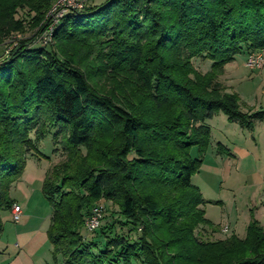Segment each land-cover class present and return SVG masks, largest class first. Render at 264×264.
Listing matches in <instances>:
<instances>
[{"label":"trees","instance_id":"16d2710c","mask_svg":"<svg viewBox=\"0 0 264 264\" xmlns=\"http://www.w3.org/2000/svg\"><path fill=\"white\" fill-rule=\"evenodd\" d=\"M54 1L0 0V48ZM15 41L0 59V214L27 160L44 157L54 262L264 264L254 217L243 237L202 239L216 228L192 183L207 120L222 113L246 130L264 121L219 79L236 56L264 50V0H104L63 14L45 46ZM49 133L45 157L37 147ZM105 202L118 216L87 237L84 217Z\"/></svg>","mask_w":264,"mask_h":264},{"label":"rangeland","instance_id":"374dc122","mask_svg":"<svg viewBox=\"0 0 264 264\" xmlns=\"http://www.w3.org/2000/svg\"><path fill=\"white\" fill-rule=\"evenodd\" d=\"M103 1L87 0L85 3L100 4ZM56 2L57 0L52 3L37 27H27L23 34H14L7 40L6 44L0 48V51L3 52L0 59L7 56V52L16 44L15 40L17 39L33 40V46H45L48 42H52L51 25L47 23H50L54 16L57 17L53 11ZM22 15V11H18L17 17ZM250 53L238 55L233 63L225 65L224 72L219 79L227 87L228 92H235L238 95L243 105L260 110L264 109V69H250L246 66V59ZM193 64L200 72H206L210 67V62L203 59H194ZM206 124L210 127V144L203 156L199 172L192 177V183L202 193L205 200V217L216 228V232L203 231L201 236L202 239L223 238L233 231L240 237L245 234V225L249 223L251 217H257L261 221L262 227L264 225V121L262 124L258 123L256 128L254 126L252 130H246L235 123L228 122L225 115L220 113L207 120ZM54 147L52 133H49L38 143L37 148L40 154L50 157ZM240 148L247 150L249 154L246 156L238 153L236 149ZM39 160L36 163L26 162L24 168L25 174L30 179L28 185H31L30 189L32 188L31 193H33L32 200L28 205L31 215L26 218V222H31L37 216L46 213L42 212L43 209L39 206L37 209L40 208L41 213L36 211L38 215L35 212L36 205L33 198L42 196L38 185L44 173L43 170L51 164L48 158L42 157ZM36 183H38L37 186ZM99 206L102 207L99 224L114 222L115 217L118 216L117 207L107 202ZM0 216L4 222L7 211H2ZM87 216L84 217V221ZM224 227L229 230L223 232ZM83 232L87 237H98L93 231L88 232L84 225ZM50 264H64V262L60 257H57L56 261L52 260Z\"/></svg>","mask_w":264,"mask_h":264},{"label":"crops","instance_id":"0c3cea01","mask_svg":"<svg viewBox=\"0 0 264 264\" xmlns=\"http://www.w3.org/2000/svg\"><path fill=\"white\" fill-rule=\"evenodd\" d=\"M258 123L262 124V122H257L255 128ZM236 151L246 156L249 154V152L243 148L236 149ZM234 153L236 154V152ZM32 161L36 163V161L40 160L34 158H29L27 160V162ZM47 168L48 167H45L43 170L44 173L40 179V184L38 185L40 191L42 180ZM28 180L30 179L28 178V175L25 174L24 170L20 180L11 188L10 197L13 200V203L21 207L22 214L20 220L14 222L11 219L10 210H7V216H5L3 220V231L0 234V264H50V261L52 262L53 260L51 244L47 236L51 208L42 192V196H35L33 198L36 205L35 212H40L41 209H43L42 212L46 213L39 215L36 212L39 216L31 220V222H26V218L31 215L29 213L28 205L33 197V193H31L32 188L30 189L31 185H28ZM37 184L38 183H36V186ZM37 206L41 207V209H37ZM255 219L258 220L257 217H255ZM258 221L262 224L260 220ZM246 226L247 225H245V227ZM232 233L234 232L232 231Z\"/></svg>","mask_w":264,"mask_h":264},{"label":"built area","instance_id":"2783aa9c","mask_svg":"<svg viewBox=\"0 0 264 264\" xmlns=\"http://www.w3.org/2000/svg\"><path fill=\"white\" fill-rule=\"evenodd\" d=\"M87 0H57V2L53 6V11L56 13V16L52 19V24H51V32H52V26L57 22L59 19L58 17L65 12H68L70 10H79L81 9L84 4H86ZM56 18V20H55ZM246 66L250 69H264V51H259L258 53H250L247 56L246 59ZM22 214V209L19 205L13 204L11 208V219L14 222H17L20 220ZM102 215V207L99 205L94 206L91 210L88 216L85 218L84 221V228L88 231L91 232L95 230L99 223ZM227 227L223 228V232H226Z\"/></svg>","mask_w":264,"mask_h":264}]
</instances>
